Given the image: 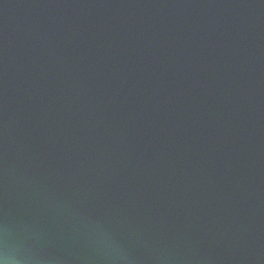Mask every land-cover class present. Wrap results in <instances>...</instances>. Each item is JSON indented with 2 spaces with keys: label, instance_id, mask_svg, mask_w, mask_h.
I'll return each mask as SVG.
<instances>
[{
  "label": "water",
  "instance_id": "1",
  "mask_svg": "<svg viewBox=\"0 0 264 264\" xmlns=\"http://www.w3.org/2000/svg\"><path fill=\"white\" fill-rule=\"evenodd\" d=\"M3 264H264V0H0Z\"/></svg>",
  "mask_w": 264,
  "mask_h": 264
},
{
  "label": "clouds",
  "instance_id": "2",
  "mask_svg": "<svg viewBox=\"0 0 264 264\" xmlns=\"http://www.w3.org/2000/svg\"><path fill=\"white\" fill-rule=\"evenodd\" d=\"M0 264H3V261H0Z\"/></svg>",
  "mask_w": 264,
  "mask_h": 264
}]
</instances>
